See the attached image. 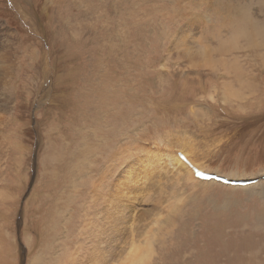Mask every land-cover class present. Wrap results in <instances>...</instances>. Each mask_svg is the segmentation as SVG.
<instances>
[{"label":"rangeland","instance_id":"374dc122","mask_svg":"<svg viewBox=\"0 0 264 264\" xmlns=\"http://www.w3.org/2000/svg\"><path fill=\"white\" fill-rule=\"evenodd\" d=\"M4 28L0 264H119L95 247V213L113 198L105 185L98 209L93 184L110 164L121 175L141 161L149 179L125 239L154 244L149 264H264V47L242 35L263 43L264 0H0ZM199 44L221 62L193 65L181 47ZM235 60L257 87L228 99L239 79L224 62ZM176 151L205 173L256 181L200 182Z\"/></svg>","mask_w":264,"mask_h":264},{"label":"bare ground","instance_id":"6f19581e","mask_svg":"<svg viewBox=\"0 0 264 264\" xmlns=\"http://www.w3.org/2000/svg\"><path fill=\"white\" fill-rule=\"evenodd\" d=\"M251 9V8H250ZM244 12H246L245 10H243ZM242 12V11H241ZM248 12H246L247 14ZM240 14V13H239ZM244 13L241 14L242 15H246ZM248 15V14H247ZM247 17V16H245ZM227 18V17H226ZM243 18V19H242ZM242 20L241 22H243V20L245 21L244 17L242 16ZM251 19V17L247 18ZM253 21V19H252ZM246 23V22H245ZM242 24V23H241ZM242 26V25H241ZM257 28V27H255ZM260 28V27H259ZM262 29V28H261ZM263 30V29H262ZM258 33L260 32L257 29ZM256 31V32H257ZM3 33V34H2ZM254 33V32H253ZM263 33V32H262ZM261 33V34H262ZM2 34V35H1ZM1 36L4 38V42L0 43V92L2 91V95H0V125H2L3 123H5V127H8L9 122V117H8V103L12 100L10 95L13 93V86H12V74L11 70L13 69V61H12V52H11V43H10V32L8 30L1 32ZM12 34V33H11ZM264 34V33H263ZM242 35L247 36L248 41L252 42V44H254L255 46H261V48L264 47V40L263 43L254 41L257 40L259 38H255L252 40V35L249 32H243ZM254 36V35H253ZM258 36V35H257ZM259 37V36H258ZM263 37H261L262 39ZM264 39V38H263ZM1 41V40H0ZM235 41V40H234ZM234 43V42H233ZM180 44V43H179ZM232 44V43H231ZM235 44V43H234ZM237 44V43H236ZM207 45V44H206ZM230 45V43L228 44ZM225 45V46H228ZM223 46V45H222ZM221 46V47H222ZM254 46V47H255ZM233 47V46H232ZM249 47V46H248ZM215 48V47H214ZM246 48V47H245ZM260 48V47H257ZM183 53H184V57H187V59H190L191 63L193 65L196 66H211V65H215L220 63V58L218 59L220 62H217L216 60H214L211 56V47L209 46H205V45H200L199 46H193V47H186L185 48L182 46L181 47ZM217 49V48H216ZM227 49V48H226ZM231 49V48H230ZM221 52L222 48H220ZM232 50V49H231ZM173 51V50H172ZM179 51V50H178ZM226 51V50H224ZM215 52V51H214ZM181 53V52H180ZM183 55V54H181ZM263 55V54H262ZM175 56V55H174ZM180 56V55H179ZM264 57V56H263ZM229 59V58H228ZM226 61V60H225ZM225 66L227 69H229V71L231 73H234L237 77H238V81H239V85L236 87L234 85H232L231 83H227L224 85V94L227 96L228 99H234V98H238V97H242L245 96L244 91L242 92L243 88H246L247 90H249V92L251 91V94L253 93L254 89L257 87L256 85H254L253 83H250L246 80H244L242 78V67L238 64V62L235 60L234 62H224ZM233 70V71H232ZM228 71V70H227ZM245 71V70H244ZM243 71V72H244ZM245 74V73H244ZM247 77V76H246ZM237 79V78H236ZM238 83V82H237ZM246 91V90H245ZM250 94V93H249ZM242 106V105H241ZM6 131V130H5ZM6 134V133H4ZM3 135V134H2ZM10 136V134H9ZM9 136H6L9 137ZM134 145V144H133ZM6 146V145H4ZM3 146V147H4ZM139 147V146H138ZM143 147V146H142ZM125 149V148H122ZM120 149V150H122ZM138 149V148H137ZM142 149V148H141ZM147 149V148H146ZM117 150V149H116ZM130 150V149H129ZM148 150V149H147ZM118 151V150H117ZM128 151V150H127ZM125 151V153L127 152ZM131 151V150H130ZM146 151V150H145ZM189 152V150H187ZM124 152V151H122ZM129 152V151H128ZM132 152V151H131ZM149 152V151H148ZM183 151H176V155L181 158L182 162L184 164H187L189 166V168H191L190 170H192L194 172L191 173L193 174L196 180L203 182V181H216V183H220V184H225L223 182L217 181V179H206L203 178L202 176L198 175L196 173L195 170H199L201 172H203V170L205 169H201L197 166L193 165V162L188 160L182 153ZM186 153L185 155L189 154ZM150 153V152H149ZM148 153V154H149ZM181 153V155L179 154ZM119 154V152L115 153L110 161H114L117 159V155ZM124 154V153H123ZM170 154V153H169ZM173 156V155H172ZM139 157V155H138ZM153 157H157L158 159H161V157H158L157 155H154ZM128 158V157H127ZM126 155H125V159ZM176 158V157H174ZM136 159V157H135ZM168 159V158H167ZM178 159V158H177ZM175 159V161L177 160ZM192 159V158H191ZM169 160V159H168ZM197 160V159H196ZM171 161V160H170ZM145 162V161H144ZM177 162V161H176ZM199 162V161H198ZM109 163V162H108ZM117 163V162H116ZM142 165H140L137 170H132L129 174H121L119 175V173H115V169L114 172H112L113 167L107 166L105 167V173L101 175V178L99 181H96L93 186L94 189L92 191V196L93 198L95 197V204L97 201V208L99 209V198H101V195H104V190L102 191V188L105 187V185H110V195L108 196V201L109 198H113L112 201L110 200V203L107 205L108 208H101V210L96 211V217L94 220L99 219L100 220V224L98 225L99 228L98 231L100 230V233L98 234H94L96 235V242H95V247L98 250L97 253L98 255L101 254L103 255V259L105 262V256H107L108 252L109 254L114 253V257L116 256V258L119 256L120 258V263L119 264H149L151 263V259L152 256H154V244L152 242H149L148 245H146L145 247H142L140 245H137L134 240L133 242H128L126 241V228H128L129 224L133 225L132 227L135 228V224L137 217L134 216L135 213L131 214L128 212V209L131 207V204L134 205L135 202H138L139 199H143L145 192H144V186L146 181L149 179L148 178V171L147 170V166L145 167L143 162L141 161ZM153 163V162H152ZM169 163V162H168ZM197 163V162H194ZM115 164V162H114ZM120 164V163H119ZM149 164V163H148ZM159 164V163H158ZM157 164V165H158ZM167 164V163H166ZM177 164V163H176ZM175 164V165H176ZM108 165V164H106ZM117 165V164H116ZM115 165V166H116ZM121 165V164H120ZM165 165V164H164ZM171 165V164H170ZM173 165V164H172ZM174 165V166H175ZM181 165V164H180ZM131 166V165H130ZM150 166L152 167V170L154 169V166H152L150 164ZM159 166V165H158ZM178 166V165H177ZM176 166V167H177ZM186 166V165H185ZM119 167V166H118ZM121 167V166H120ZM161 167V166H160ZM183 167V165H182ZM115 168V167H114ZM131 168V167H130ZM171 168V167H170ZM120 169V168H119ZM118 169V170H119ZM124 169V168H123ZM176 169V168H175ZM181 169V167L179 166V170ZM183 169V168H182ZM181 169V170H182ZM130 170V169H129ZM167 170V169H166ZM178 170V171H179ZM177 171V170H176ZM177 171V172H178ZM103 172V171H102ZM101 172V173H102ZM176 173V172H175ZM181 173V172H180ZM189 173V172H188ZM100 175V174H99ZM168 175V174H167ZM190 175V173H189ZM215 175H217L215 173ZM159 176V175H158ZM181 176V175H180ZM179 176V177H180ZM218 176V175H217ZM259 176V175H258ZM257 176V177H258ZM222 177V176H220ZM230 177V176H229ZM183 178V177H182ZM227 178V177H225ZM237 178V177H236ZM241 178H245L244 176ZM230 180V178H228ZM96 180V179H95ZM98 180V178H97ZM180 180V178H179ZM178 180V181H179ZM190 180V179H189ZM245 180H249L248 177L247 179H240L239 181H245ZM106 181V184H105ZM163 181V180H162ZM176 181V180H175ZM182 181V179H181ZM188 181V180H187ZM191 181V180H190ZM193 181V180H192ZM191 181V182H192ZM231 181H234L233 179H231ZM183 182V181H182ZM238 182V181H236ZM199 183V182H197ZM208 183V182H207ZM215 183V182H214ZM179 184V183H178ZM196 184V183H195ZM206 184V183H205ZM208 185V184H207ZM180 186V185H179ZM206 186V185H205ZM183 187V186H181ZM107 189V188H106ZM105 189V190H106ZM93 193L95 195H93ZM108 193V191H107ZM150 193V192H149ZM107 195V194H106ZM150 197V196H149ZM149 197L147 196V198L149 199ZM146 198V199H147ZM160 199V198H159ZM165 200V199H164ZM181 200V199H179ZM172 203V202H171ZM163 204V203H162ZM161 204V205H162ZM175 205V204H174ZM95 207V206H94ZM129 207V208H128ZM96 208V209H97ZM131 209V208H130ZM132 212V210H131ZM92 222V221H91ZM95 222V221H94ZM91 224V223H90ZM88 230V229H87ZM150 231V230H149ZM153 231V230H152ZM155 233V232H154ZM168 234V233H167ZM151 235V234H150ZM119 236V238H118ZM146 236V235H145ZM155 236V235H154ZM157 236V235H156ZM148 237V236H147ZM121 238L122 241V246L120 245V247L117 245V240ZM141 238V237H139ZM153 239V238H152ZM151 239V240H152ZM137 240V239H136ZM141 240V239H140ZM139 241V240H138ZM153 241V240H152ZM155 242V241H154ZM141 243V242H140ZM128 245V246H127ZM93 246V244L91 245ZM125 246L127 248H125ZM120 248V249H119ZM124 249H125V254H124ZM93 252V251H92ZM91 252V253H92ZM111 256V255H110ZM111 256V258H114ZM115 259V258H114ZM113 259V261H114ZM116 260V259H115ZM94 263V260H93ZM97 263V262H96ZM100 264L102 262H99ZM97 263V264H99ZM117 263V262H116ZM108 264V262H107ZM114 264V263H113Z\"/></svg>","mask_w":264,"mask_h":264}]
</instances>
